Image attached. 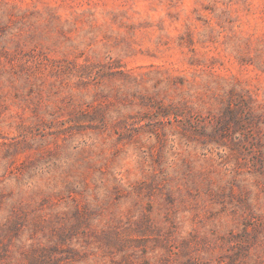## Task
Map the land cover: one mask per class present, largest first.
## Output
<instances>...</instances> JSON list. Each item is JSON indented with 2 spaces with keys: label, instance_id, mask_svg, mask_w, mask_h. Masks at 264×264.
Wrapping results in <instances>:
<instances>
[{
  "label": "rangeland",
  "instance_id": "1",
  "mask_svg": "<svg viewBox=\"0 0 264 264\" xmlns=\"http://www.w3.org/2000/svg\"><path fill=\"white\" fill-rule=\"evenodd\" d=\"M0 264H264V0H0Z\"/></svg>",
  "mask_w": 264,
  "mask_h": 264
}]
</instances>
